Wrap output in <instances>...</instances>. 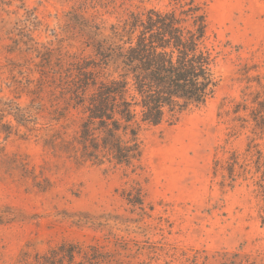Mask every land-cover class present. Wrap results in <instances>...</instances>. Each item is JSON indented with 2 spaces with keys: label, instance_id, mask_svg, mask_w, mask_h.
Wrapping results in <instances>:
<instances>
[{
  "label": "rangeland",
  "instance_id": "374dc122",
  "mask_svg": "<svg viewBox=\"0 0 264 264\" xmlns=\"http://www.w3.org/2000/svg\"><path fill=\"white\" fill-rule=\"evenodd\" d=\"M84 1L0 0V264H37L63 243L95 245L122 264H264V128L251 115L257 95L264 101V0H195L220 51L217 87L204 105L142 132L134 173L80 163L47 144L48 129L59 143L79 124L50 120L59 82L47 49L71 61L92 56L67 21L71 9L98 14L108 34L130 11L187 7ZM134 188L142 206L128 202Z\"/></svg>",
  "mask_w": 264,
  "mask_h": 264
},
{
  "label": "trees",
  "instance_id": "16d2710c",
  "mask_svg": "<svg viewBox=\"0 0 264 264\" xmlns=\"http://www.w3.org/2000/svg\"><path fill=\"white\" fill-rule=\"evenodd\" d=\"M176 1L184 2L180 7L187 9L178 14L175 10L130 11L123 22L109 26L108 34L98 14L87 18L74 9L67 13V21L83 37L92 56L71 61L61 50L47 49V65L52 58L56 61L49 73L59 82L58 96L50 94V120L70 117L79 121L71 139L60 138L59 143H55L58 133L47 130L52 149L80 163L109 164L134 173L140 169L143 131L212 97L218 84L214 69L220 51L210 42L200 5L195 0ZM100 2L85 0L81 6L94 8ZM259 98L254 100L259 109L251 115L256 126L264 128V101ZM16 111L17 124L25 126L26 114ZM36 186L45 189L39 183ZM128 202L142 206L141 190L134 188ZM110 257L95 245L85 250L63 243L49 256L36 258L37 264H74L77 258L76 264H122Z\"/></svg>",
  "mask_w": 264,
  "mask_h": 264
}]
</instances>
